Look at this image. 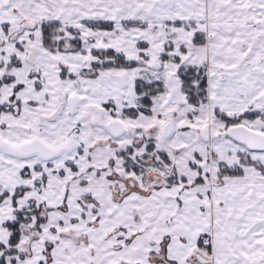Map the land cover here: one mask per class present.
Segmentation results:
<instances>
[{"label": "snow or ice", "instance_id": "6c2138e0", "mask_svg": "<svg viewBox=\"0 0 264 264\" xmlns=\"http://www.w3.org/2000/svg\"><path fill=\"white\" fill-rule=\"evenodd\" d=\"M0 264H264V0H0Z\"/></svg>", "mask_w": 264, "mask_h": 264}]
</instances>
